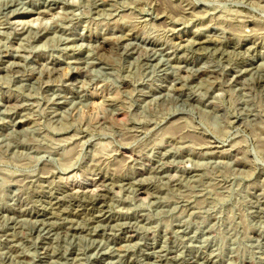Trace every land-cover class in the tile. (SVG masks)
I'll list each match as a JSON object with an SVG mask.
<instances>
[{"label": "rangeland", "instance_id": "1", "mask_svg": "<svg viewBox=\"0 0 264 264\" xmlns=\"http://www.w3.org/2000/svg\"><path fill=\"white\" fill-rule=\"evenodd\" d=\"M127 4L0 11V264H264L261 10Z\"/></svg>", "mask_w": 264, "mask_h": 264}, {"label": "clouds", "instance_id": "2", "mask_svg": "<svg viewBox=\"0 0 264 264\" xmlns=\"http://www.w3.org/2000/svg\"><path fill=\"white\" fill-rule=\"evenodd\" d=\"M14 2V0H0V11L4 7H7L9 3ZM65 3H76L79 4L81 0H64ZM125 6H130L127 4V0H124ZM193 3H207L212 6L225 7L226 4H239L246 5L249 7H254L261 10V15L264 16V3H260L259 0H225V3L222 4L220 0H192ZM95 79V74L93 76ZM254 163L264 164V159H257Z\"/></svg>", "mask_w": 264, "mask_h": 264}, {"label": "bare ground", "instance_id": "3", "mask_svg": "<svg viewBox=\"0 0 264 264\" xmlns=\"http://www.w3.org/2000/svg\"><path fill=\"white\" fill-rule=\"evenodd\" d=\"M206 6V5H205ZM207 7V6H206ZM191 8V7H190ZM203 8V7H202ZM203 10V9H202ZM37 14V13H36ZM38 15V14H37ZM40 15V14H39ZM37 17V16H36ZM35 17V18H36ZM43 18H44V16H43ZM42 18V19H43ZM47 18V17H46ZM33 21V18H23V20H21V21H19L20 23H23V24H26V23H29V22H32ZM18 22V23H19ZM36 22V21H35ZM12 23V22H11ZM16 30V29H15ZM230 37V36H229ZM205 40V39H204ZM227 40V39H226ZM223 43V42H222ZM242 43V42H241ZM225 45V44H224ZM235 45V44H234ZM103 46V45H102ZM186 46V45H185ZM232 46V45H231ZM177 47V46H176ZM249 47V46H248ZM197 48V47H196ZM202 48V47H201ZM219 48V47H218ZM198 49V48H197ZM249 50V49H248ZM181 54V53H180ZM184 56V55H183ZM188 56V55H187ZM263 77V76H262ZM257 84V83H256ZM263 85V84H262ZM80 171V170H79ZM72 173V172H71ZM70 173V174H71ZM81 173V172H80ZM47 175H48V173H47ZM98 175V174H97ZM44 177V176H43ZM92 177V176H91ZM70 178V177H69ZM104 178V177H103ZM50 180V179H49ZM63 180H65V179H63ZM87 180V179H86ZM66 181V180H65ZM80 181V180H79ZM101 181V180H100ZM98 182V180L97 179H95L94 180V182H92L90 185H92L93 184V186H95L96 185V183ZM65 184H67V183H65ZM89 185V184H88ZM89 185V186H90ZM49 186V185H48ZM69 186V185H68ZM71 186V185H70ZM69 186V187H70ZM83 186V185H82ZM97 186V185H96ZM95 186V187H96ZM42 187H43V184H42ZM80 188V187H79ZM88 188V187H87ZM99 188V187H98ZM45 189V188H44ZM78 189V188H77ZM76 188H74V185L73 186H71L70 188H69V191H70V193H76L77 191H79V190H77ZM81 189H83V188H81ZM95 189V190H94ZM52 190H54V189H52ZM89 190V192H93V193H95V191H96V188H94V187H92L91 189H88ZM84 191H86L87 192V190H84ZM99 191V190H98ZM61 192V191H60ZM85 192V193H86ZM88 192V193H89ZM44 193V192H43ZM78 193V192H77ZM76 193V194H77ZM82 193H83V191H82ZM52 194V193H51ZM68 194V193H67ZM48 195V194H47ZM72 196V195H71ZM55 197V196H54ZM66 198V197H65ZM77 199V198H76ZM43 200V199H42ZM49 201V200H48ZM82 204V203H81ZM51 207V206H50ZM96 207V206H95ZM103 207V206H102ZM22 208V207H21ZM53 208V207H52ZM57 208V207H56ZM98 208V207H97ZM42 209V208H41ZM63 209H65V208H63ZM91 209V208H90ZM103 209V208H102ZM44 210V209H43ZM89 210V209H88ZM96 210V209H95ZM90 211V210H89ZM106 211V210H105ZM65 212V211H64ZM88 212V211H87ZM55 213V212H54ZM100 213V212H99ZM58 214H59V212H58ZM52 215H54V214H52ZM101 215V214H100ZM56 216H58V215H56ZM95 217V216H94ZM48 218V217H47ZM112 218V217H111ZM44 220V219H43ZM48 220V219H47ZM44 222V221H43ZM51 222V221H50ZM44 223H46V222H44ZM43 226H44V224H43ZM112 226V225H111ZM57 227V226H56ZM60 229V228H59ZM129 229V228H128ZM46 230V229H45ZM129 231V230H128ZM132 235V234H131Z\"/></svg>", "mask_w": 264, "mask_h": 264}]
</instances>
